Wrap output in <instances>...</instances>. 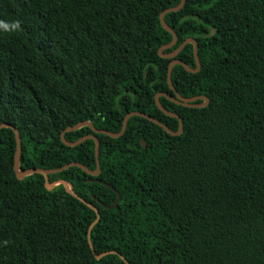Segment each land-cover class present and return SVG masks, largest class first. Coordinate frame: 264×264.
<instances>
[{"label":"trees","instance_id":"trees-1","mask_svg":"<svg viewBox=\"0 0 264 264\" xmlns=\"http://www.w3.org/2000/svg\"><path fill=\"white\" fill-rule=\"evenodd\" d=\"M182 0H0V126L22 139L21 169L79 163L97 170L96 143L69 148L62 134L80 123L121 132L139 112L179 131L156 105L172 60L159 52L174 38L161 15ZM178 36L199 46L202 69L173 70L184 98H161L183 119L169 135L134 117L120 139L97 135L101 175L72 168L49 177L95 206L101 221L43 176L15 172L16 137L0 131V264H264V0H187L166 16ZM178 60L196 69L194 46ZM202 104V102H198ZM90 128L66 134L75 143ZM146 143V147L141 142ZM120 204L111 207L117 195ZM101 203V204H100Z\"/></svg>","mask_w":264,"mask_h":264},{"label":"water","instance_id":"water-1","mask_svg":"<svg viewBox=\"0 0 264 264\" xmlns=\"http://www.w3.org/2000/svg\"><path fill=\"white\" fill-rule=\"evenodd\" d=\"M186 3H187V0H182L181 4L178 7L168 9L161 15V23H162L163 28L167 32H169L174 38L173 42L170 45L162 48L160 50L159 54H160L161 58H163V59L172 60V63L170 64V67H169L168 84H169V87H170L171 91L174 93L175 96L173 97V96H169L167 94H158L156 96V105H157L158 109L162 113H164L167 117L172 118V119H176V120L179 121V131L177 133L171 131L167 126H165L163 123L159 122L158 120H155L152 117H150V116H148L146 114H143V113H139V112L130 113L128 116H126V118L124 120V123H123L122 130L118 134H113V133H110V132L104 131V130H98L90 122H84V123L78 124L77 126H75L73 128L67 129L62 134V141H63L64 145H66L69 148H76V147L82 145L83 143H85L86 141H89V140L94 141L96 143V148H95V157H96V160H97V170L96 171H92L89 168H87L86 166H84L82 164H79V163H72L70 165H67V166H65L63 168H60V169H57V170L30 169V170H27V171H23L21 169V165H22V139H21L19 130L16 127H14L12 125H8V124H4V125L0 126V131L3 130V129H10V130H12L14 132L15 137H16L17 149H16V154H15V172H16L18 180L24 181L28 177H31V176H34V175L43 176L44 179H45V182H46V188L48 190H53L55 187H57L59 185H62V186L65 187L66 191L68 193H70L73 197H75L80 202L85 204L87 207H89V208H91L92 210L95 211V213L97 214V220L92 224V226H91V228L89 230V233H88L89 244H90V247L93 250V252H94V247H93V244H92V232H93V229L101 221V215H100L99 210L95 206H93L92 204L86 202L85 200L81 199L78 195L73 193L72 192V189H73L72 186L69 185L66 181H57V182L51 184L50 181H49V177L52 176V175L61 174V173L65 172V171H68V170H70L72 168H79V169L83 170L87 175H89L91 177L98 178L101 175V163H100V159H99L100 158L101 142L98 139L97 135H105V136H108V137H110L112 139H120L126 133L129 121L132 118H134V117H140V118H143V119H146V120L152 122L153 124L161 127L163 130H165L169 135H171L173 137L181 136L183 134V132H184L183 119L179 115L167 111L163 107V105L161 103V98H166V99H168L169 101H171L172 103H174V104H176L178 106H182L184 108H189V109H203V108L208 106L210 101H209V99L207 97H196V98H193V99H187V98L182 97L176 91V89H175V87L173 85V81H172L173 70H174V68L176 66H182L190 74H198L201 71L202 64H201V60L199 58V46H198V43L195 40H193V39H188L175 52H173L172 54H168V55L164 54V52L166 50L172 49L178 44V36L175 33V31L173 29H171L169 27V25L167 24L166 16L169 15V14H176V13L181 12L184 9ZM189 45H193L194 46V55H195L196 67H197L195 70L190 68L184 62L178 60V57L180 56V54ZM200 101L202 102V104H198V102H200ZM83 128H90L93 131L94 135L85 137V138H83L80 141L75 142V143H71V142H69L66 139V134L76 132V131H78L80 129H83ZM141 143H142L143 147H146V143L144 141L141 142ZM97 183L107 187L108 189H110L113 192H115L116 195H117V200H116V202H115V204L113 206L107 207L106 205L100 203L101 206L104 209H109V210H112V209L116 208L121 202L120 193L118 191H116L113 187H111L110 185L105 184L102 181H97ZM109 255H117V256L120 257V259L124 263L129 264L127 262V260L123 256H121L120 254H118L116 252H110V253H105V254L99 255V256H97V259L101 260V259H103V258H105V257H107Z\"/></svg>","mask_w":264,"mask_h":264},{"label":"flooded vegetation","instance_id":"flooded-vegetation-1","mask_svg":"<svg viewBox=\"0 0 264 264\" xmlns=\"http://www.w3.org/2000/svg\"><path fill=\"white\" fill-rule=\"evenodd\" d=\"M168 95V94H167ZM170 96V95H169Z\"/></svg>","mask_w":264,"mask_h":264}]
</instances>
